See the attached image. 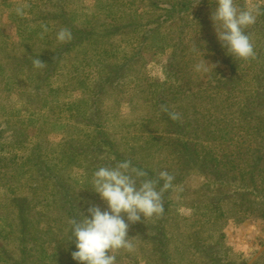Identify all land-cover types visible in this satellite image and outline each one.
<instances>
[{"label": "rangeland", "instance_id": "1", "mask_svg": "<svg viewBox=\"0 0 264 264\" xmlns=\"http://www.w3.org/2000/svg\"><path fill=\"white\" fill-rule=\"evenodd\" d=\"M240 3L262 9L248 61L213 0H0V264H77L68 221L105 207L112 157L175 177L120 264H264V0Z\"/></svg>", "mask_w": 264, "mask_h": 264}, {"label": "clouds", "instance_id": "2", "mask_svg": "<svg viewBox=\"0 0 264 264\" xmlns=\"http://www.w3.org/2000/svg\"><path fill=\"white\" fill-rule=\"evenodd\" d=\"M213 2L216 6L210 19L218 42L235 60L255 58L248 29L257 23L262 9L253 4H241L240 0ZM72 38V32L67 28L56 33L60 43ZM190 51L199 58L193 66L197 73L214 71L215 65L205 59V51L194 38ZM44 64L39 58L33 60L36 69ZM168 115L172 120L179 119L175 112H168ZM111 159V164L97 167L91 176V190L105 207L89 203L86 214L79 213L68 221V241L75 244L71 256L77 264H120L118 256L134 254L137 242L136 237L129 235L130 226L140 223L142 218L147 220L162 215L164 196L175 188V177L168 171L150 175L131 160Z\"/></svg>", "mask_w": 264, "mask_h": 264}, {"label": "trees", "instance_id": "3", "mask_svg": "<svg viewBox=\"0 0 264 264\" xmlns=\"http://www.w3.org/2000/svg\"><path fill=\"white\" fill-rule=\"evenodd\" d=\"M243 195V194H242Z\"/></svg>", "mask_w": 264, "mask_h": 264}]
</instances>
